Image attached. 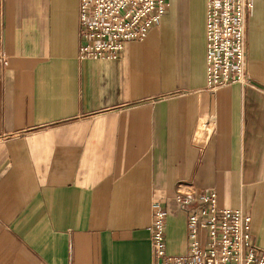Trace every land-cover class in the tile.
Segmentation results:
<instances>
[{
	"label": "crops",
	"instance_id": "1",
	"mask_svg": "<svg viewBox=\"0 0 264 264\" xmlns=\"http://www.w3.org/2000/svg\"><path fill=\"white\" fill-rule=\"evenodd\" d=\"M249 84L206 87L207 0H168L115 61L78 57L79 0L0 1V264H157L188 248L178 190L213 191L264 250V0Z\"/></svg>",
	"mask_w": 264,
	"mask_h": 264
},
{
	"label": "built area",
	"instance_id": "2",
	"mask_svg": "<svg viewBox=\"0 0 264 264\" xmlns=\"http://www.w3.org/2000/svg\"><path fill=\"white\" fill-rule=\"evenodd\" d=\"M167 6L168 0H79V59H119L125 43L143 41ZM251 7L250 0H207V91L248 86L246 24ZM175 201L186 210L198 204L187 217L188 248L184 255H167L166 213L155 200L151 243L157 264H264V250L251 240V218L241 210L219 209L213 191L178 190Z\"/></svg>",
	"mask_w": 264,
	"mask_h": 264
}]
</instances>
